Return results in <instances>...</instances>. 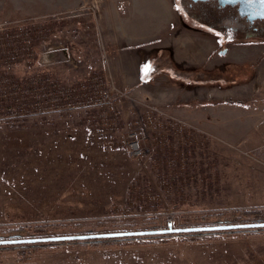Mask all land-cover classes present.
<instances>
[{
  "label": "rangeland",
  "instance_id": "obj_1",
  "mask_svg": "<svg viewBox=\"0 0 264 264\" xmlns=\"http://www.w3.org/2000/svg\"><path fill=\"white\" fill-rule=\"evenodd\" d=\"M195 20L187 25L176 0H0V30L56 26L37 57L12 70L24 78L46 69L68 88L63 101L0 114V234L200 224L264 207V38L219 39ZM236 234L0 258L193 264L203 246Z\"/></svg>",
  "mask_w": 264,
  "mask_h": 264
},
{
  "label": "trees",
  "instance_id": "obj_2",
  "mask_svg": "<svg viewBox=\"0 0 264 264\" xmlns=\"http://www.w3.org/2000/svg\"><path fill=\"white\" fill-rule=\"evenodd\" d=\"M177 6L180 8V14L187 21L188 14L185 9V0H176ZM55 23H35L24 22L21 25H10L0 30V114L10 116L17 114L24 108H34L38 105L42 107L48 105L49 102L66 98L65 91L68 89L60 80L54 78L46 69H40L34 75H28L24 78L12 70L14 64L22 63L25 60L30 61L38 56L39 43L49 38L54 32ZM170 61L174 64L173 58ZM213 219V221H207ZM202 223L215 222H243V221H260L264 220L263 208H247L236 209L230 214L212 213L202 217ZM106 223H99V226H105ZM179 226L196 225L187 222L178 223ZM63 224H42L33 227L34 233L29 228L18 226L11 228L0 237L8 236H33L38 233L54 232L57 229H65ZM79 227V226H77ZM162 227L160 224H149L148 228ZM259 234L264 233V228L245 229V230H223V231H195L182 233H169L154 236H127V237H111V238H94L85 240H69V241H52L31 244H14L0 245V252L11 250H24L26 248L33 249H52L57 250L64 245H69L75 249H84L87 247H112L126 246L134 241L141 243L167 242L173 237H178L183 241H197L206 237H216L222 234L231 233ZM1 233V232H0ZM21 259H27L23 256Z\"/></svg>",
  "mask_w": 264,
  "mask_h": 264
},
{
  "label": "flooded vegetation",
  "instance_id": "obj_3",
  "mask_svg": "<svg viewBox=\"0 0 264 264\" xmlns=\"http://www.w3.org/2000/svg\"><path fill=\"white\" fill-rule=\"evenodd\" d=\"M187 25L200 22L219 39L264 38V0H185ZM195 20V21H194Z\"/></svg>",
  "mask_w": 264,
  "mask_h": 264
},
{
  "label": "crops",
  "instance_id": "obj_4",
  "mask_svg": "<svg viewBox=\"0 0 264 264\" xmlns=\"http://www.w3.org/2000/svg\"><path fill=\"white\" fill-rule=\"evenodd\" d=\"M61 252L35 253L25 263L21 264H77L78 259H71ZM190 255V254H189ZM186 255L187 261H190ZM0 258V264H8ZM193 264H264V233H238L203 246L201 257L191 259ZM9 264H12L10 262Z\"/></svg>",
  "mask_w": 264,
  "mask_h": 264
},
{
  "label": "water",
  "instance_id": "obj_5",
  "mask_svg": "<svg viewBox=\"0 0 264 264\" xmlns=\"http://www.w3.org/2000/svg\"><path fill=\"white\" fill-rule=\"evenodd\" d=\"M241 1V0H229ZM227 48L220 50L225 52ZM264 228V220L260 221H243V222H215L207 224H196L189 226H175L172 220L168 221L166 227L158 228H141V229H123L108 231H91L83 233H60L33 236H9L0 237V245L14 244H31L52 241H69V240H85V239H102L111 237H127V236H154L169 233L195 232V231H223V230H245Z\"/></svg>",
  "mask_w": 264,
  "mask_h": 264
}]
</instances>
